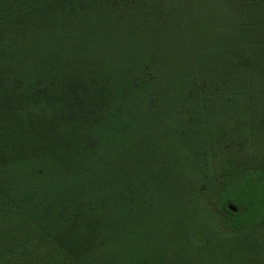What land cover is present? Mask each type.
I'll list each match as a JSON object with an SVG mask.
<instances>
[{
  "label": "trees",
  "instance_id": "16d2710c",
  "mask_svg": "<svg viewBox=\"0 0 264 264\" xmlns=\"http://www.w3.org/2000/svg\"><path fill=\"white\" fill-rule=\"evenodd\" d=\"M0 264H264V0H0Z\"/></svg>",
  "mask_w": 264,
  "mask_h": 264
},
{
  "label": "rangeland",
  "instance_id": "374dc122",
  "mask_svg": "<svg viewBox=\"0 0 264 264\" xmlns=\"http://www.w3.org/2000/svg\"><path fill=\"white\" fill-rule=\"evenodd\" d=\"M213 210H215V209L213 208Z\"/></svg>",
  "mask_w": 264,
  "mask_h": 264
}]
</instances>
